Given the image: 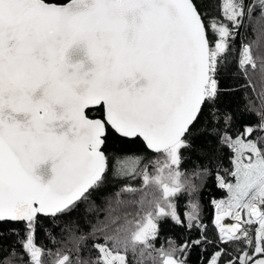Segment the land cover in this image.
Here are the masks:
<instances>
[{
	"label": "snow or ice",
	"instance_id": "1",
	"mask_svg": "<svg viewBox=\"0 0 264 264\" xmlns=\"http://www.w3.org/2000/svg\"><path fill=\"white\" fill-rule=\"evenodd\" d=\"M220 13L201 0H0V264H189L209 246L204 264H264V103L249 101L257 120L238 126L219 103L244 87L264 101V0H227ZM237 39L245 84L222 88ZM205 132L231 171L196 148ZM113 139L144 151L114 154L110 173ZM193 151L207 162L182 169ZM118 179L141 186L102 191ZM209 180L227 193L210 200L214 238ZM165 222L185 234L162 237Z\"/></svg>",
	"mask_w": 264,
	"mask_h": 264
},
{
	"label": "trees",
	"instance_id": "2",
	"mask_svg": "<svg viewBox=\"0 0 264 264\" xmlns=\"http://www.w3.org/2000/svg\"><path fill=\"white\" fill-rule=\"evenodd\" d=\"M223 2V0H201V6L202 10L206 11L210 17L217 18L220 16V5ZM241 35L243 37V40L245 42H250L252 40H255V36L252 34L251 30L249 29L247 33L245 34V30L241 29ZM241 40L237 39L236 44L234 45V50L229 52L227 59V63L223 66L221 69V87L222 88H232L233 86H240L244 85L245 81L241 79L239 75H233L234 72H236V61L239 54V48H240ZM249 72H251V69H249ZM252 78L254 80L259 79V71L257 70L256 73L253 74ZM259 83L257 82V90H259ZM249 101H251L252 108L259 109L261 107V104L264 103V101L261 100L258 96L254 95L252 90L249 88H240L239 90L234 91H226L224 94L220 97V106L221 110L225 109H231L235 116H236V123L237 126L240 122H249L253 123L257 120V117L255 115L248 114L244 111L245 108L249 107ZM211 141V143H209ZM196 148L208 153L213 156V159L211 160L210 166L212 168L219 167L221 169L227 168L229 171H231V163L228 159L230 157L231 153L225 148L222 151H217L218 145L216 144V141L213 137L209 136L208 132L203 133L201 136L197 137L195 140ZM106 152L108 153L110 159H109V171L112 172L113 167L115 166V161L113 160L114 154H136L138 152L142 153L144 151V146L141 140H118L113 139L109 140L106 145ZM149 157L152 159H156L157 156L153 153H147ZM185 157L187 159L182 164V169H192L193 166L198 162L200 164H205L206 158L205 157H198L196 152L193 151L191 153H185ZM147 163V161H144ZM221 175H224L223 171H221ZM226 179H229L231 181L234 180L231 176H226ZM131 183L135 187L141 186V181L139 179L135 181H128L123 179L118 180H110V184L108 188L103 189L102 191L110 192L114 190L115 188H119L120 186L124 184ZM209 187L204 191L202 195V206H203V219L206 224H209V222L213 219L214 214V208L210 204V200L215 198H223L227 196L226 191L221 190L217 187L211 186L212 181L209 180ZM141 195H144L146 198L149 196V193H137L135 195V199L138 201L141 197ZM124 199H130L128 195H125L123 197ZM181 204H183V198H181L180 201ZM139 208V204H132L127 205L125 208H123L119 214L124 215L125 212L132 213L133 215ZM129 219L132 218V216L128 217ZM161 236H182L184 235V229L183 228H177L174 225H172L170 222H165L161 225ZM58 232L60 230H57ZM195 233H193L194 235ZM209 236L215 237V231L211 224H209ZM13 239H15L13 237ZM57 239L61 240L63 242V238L58 236ZM38 242L51 247L48 240L45 238V235L43 232L38 233L37 236ZM159 243V241H157ZM213 247H208V252L201 255V252L199 249H193L190 257H189V264H204V261L206 260L208 253H211L213 251ZM136 260H139V256L135 258Z\"/></svg>",
	"mask_w": 264,
	"mask_h": 264
},
{
	"label": "water",
	"instance_id": "3",
	"mask_svg": "<svg viewBox=\"0 0 264 264\" xmlns=\"http://www.w3.org/2000/svg\"><path fill=\"white\" fill-rule=\"evenodd\" d=\"M38 171L46 179L50 175V165H43Z\"/></svg>",
	"mask_w": 264,
	"mask_h": 264
},
{
	"label": "bare ground",
	"instance_id": "4",
	"mask_svg": "<svg viewBox=\"0 0 264 264\" xmlns=\"http://www.w3.org/2000/svg\"><path fill=\"white\" fill-rule=\"evenodd\" d=\"M224 223H231V220L229 218H226Z\"/></svg>",
	"mask_w": 264,
	"mask_h": 264
},
{
	"label": "rangeland",
	"instance_id": "5",
	"mask_svg": "<svg viewBox=\"0 0 264 264\" xmlns=\"http://www.w3.org/2000/svg\"><path fill=\"white\" fill-rule=\"evenodd\" d=\"M227 2V0H223V3H226ZM232 182H234V180L232 181ZM213 217H214V214H213ZM123 254V253H122Z\"/></svg>",
	"mask_w": 264,
	"mask_h": 264
}]
</instances>
